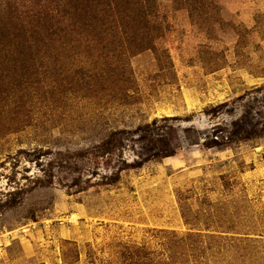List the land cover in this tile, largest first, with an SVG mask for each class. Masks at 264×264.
I'll list each match as a JSON object with an SVG mask.
<instances>
[{
    "label": "rangeland",
    "instance_id": "374dc122",
    "mask_svg": "<svg viewBox=\"0 0 264 264\" xmlns=\"http://www.w3.org/2000/svg\"><path fill=\"white\" fill-rule=\"evenodd\" d=\"M140 2L124 34L0 0V264H264V0Z\"/></svg>",
    "mask_w": 264,
    "mask_h": 264
},
{
    "label": "trees",
    "instance_id": "16d2710c",
    "mask_svg": "<svg viewBox=\"0 0 264 264\" xmlns=\"http://www.w3.org/2000/svg\"><path fill=\"white\" fill-rule=\"evenodd\" d=\"M39 2H43L42 7L45 1H48V5H44V11L47 13V18L55 16H59L64 19V29L62 31L64 33L69 32V27L75 28L76 31H81L85 27V31L87 28L93 30H102V32L116 31L119 30V33L122 32L124 34H128L130 30H139L137 27H142L143 29L147 28V25H150L151 18L147 15L144 5L141 4L140 0H123L124 2H119L118 0H37ZM188 1V0H186ZM97 3L98 10L97 12L92 11L93 4ZM113 3L117 6L123 7L121 11L112 10ZM141 11V12H139ZM140 13V14H139ZM76 14L80 15L79 18L76 17ZM94 20L96 22L93 25ZM132 39H130L131 42ZM137 45H144L147 43L144 39L139 41ZM2 46V45H0ZM150 49V45L142 47L141 50ZM127 49L130 50V53H127V57L123 59L117 58V56L113 55V59L115 62L111 64H117V67L114 69H118L121 74L124 75L123 72H128V57L133 55L139 50L132 46H127ZM110 55L108 56L109 60ZM110 59V60H113ZM167 119V118H165ZM153 122H157L155 119ZM238 122V121H236ZM122 132L114 131L109 135H106L105 138H102L98 142L93 144L92 150L98 151L96 154L106 155L107 153H112L114 148L118 147L121 144V141L118 140ZM247 137V136H246ZM249 137V136H248ZM250 138V137H249ZM216 145H221L218 143V139H215L212 144H207V146L212 147ZM176 150H170L167 147L155 152L152 154V158L154 157H169L176 155ZM94 153V152H93ZM143 163L137 162L136 164L129 165L128 163L122 169L118 171H114L110 173V175H103L101 177L102 184H115L121 180V170L125 168L131 167H141ZM91 184H87L85 187H90ZM21 193V192H20Z\"/></svg>",
    "mask_w": 264,
    "mask_h": 264
}]
</instances>
